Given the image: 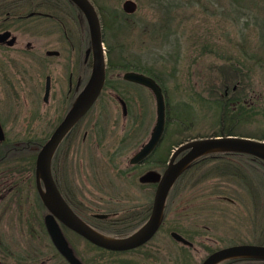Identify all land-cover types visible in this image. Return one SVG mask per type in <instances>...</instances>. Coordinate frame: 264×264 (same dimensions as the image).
Instances as JSON below:
<instances>
[{"label": "rangeland", "instance_id": "rangeland-1", "mask_svg": "<svg viewBox=\"0 0 264 264\" xmlns=\"http://www.w3.org/2000/svg\"><path fill=\"white\" fill-rule=\"evenodd\" d=\"M99 1L105 3L108 12H124L123 0ZM135 1L136 10L124 12L128 14L123 18L127 26L111 37L114 31L108 25L107 35L103 34L106 62L108 45H115L111 52L114 60L130 58L143 70L156 74L164 86L166 106L172 116L170 109L178 108L179 102L189 104V127L179 132L174 118H169L158 145L159 158L164 162L154 159L132 165L129 156L146 141L155 122L154 95L145 87H127L131 91L126 92V117L114 98H102L88 116L97 113L98 122L107 124L101 133L105 137L95 138L93 134L97 133L93 132L82 143L79 135L70 154L64 161L58 160L56 166L63 187H75L78 205L85 214L132 206L149 209L154 188L140 183L138 175L151 166L162 169L171 142L206 136L218 129V97L225 83H238V90L230 99H239L238 106H243L240 113L226 110L225 124L231 116L239 130L264 133V0ZM231 64L235 67L229 68ZM124 70L110 67L107 74L120 76ZM250 99L252 108H247L243 101ZM100 104L104 106L99 108ZM17 116L22 120L23 114ZM18 122V127H6L9 137L23 138L32 133L25 129L24 121ZM33 135H42L40 126L33 129ZM123 135L126 139L121 140ZM235 157L242 158L237 164L244 162L247 178L229 174L234 164L204 159L193 169L194 176L181 178L171 189L161 226L138 248L123 252L98 250L67 227L63 232L84 264H199L213 249L264 241V164L243 160L242 155ZM31 169L30 186L34 193L37 181ZM37 190L39 193L38 187ZM39 214L36 220L25 218L24 222V210L15 207L10 198L0 201V264H68L53 246ZM30 226L37 229L36 237L29 235ZM171 230L183 234L192 245L176 241ZM231 264L263 263L243 260Z\"/></svg>", "mask_w": 264, "mask_h": 264}, {"label": "flooded vegetation", "instance_id": "flooded-vegetation-1", "mask_svg": "<svg viewBox=\"0 0 264 264\" xmlns=\"http://www.w3.org/2000/svg\"><path fill=\"white\" fill-rule=\"evenodd\" d=\"M91 2L98 12L95 2L93 0ZM22 35H24L23 40L20 39ZM37 39H39V43H37ZM37 53L39 56L36 57ZM93 64V51L87 20L83 12L72 0H0V108H2L0 110V201L10 198L14 202L15 207L19 210H24V222L25 218L27 220H30V218L36 220L38 213H40L43 223V217L48 213V208L38 193L36 183L34 193L31 192V168L33 167L35 175V160L38 149L50 137L53 130L74 104L91 75ZM109 69L108 63L105 61V78L98 96L87 111L70 126L61 138L51 159V171L58 189L66 202L79 216L81 215L74 209L73 204L75 203L80 208L78 205L80 199L75 187L70 186L66 190L60 182L56 172L58 160H65L70 154L69 150L71 147L78 142L79 135L82 143H85L87 139L89 140L93 132L97 133L96 135L93 134L95 138L97 136L100 138L105 137L101 133L108 127L107 124L101 125L102 123L98 122L97 113L94 117L88 116L102 98L104 100L106 98H114L120 107L122 116L126 117L129 111V99L126 92L128 91L130 94L131 91L127 87H145L149 89L139 82L123 78L122 73L124 71L134 69H126L120 76L118 73L110 76L107 74ZM155 80L158 82L157 79ZM222 87L221 95H225L229 99L237 92L238 83H234L231 86L225 83ZM162 91L163 93L165 92L163 88ZM239 101L237 99L230 102L235 107L239 104ZM122 102L125 108L122 107ZM243 103L252 106L253 101L252 99L249 101L244 100ZM103 106L104 104L98 105L99 108ZM18 114H23L22 120H19ZM18 121H24L22 123L25 125V129L27 128V131L32 133L25 134L23 138L9 137L6 127L10 125L18 127L20 123ZM37 126H40L42 134L40 137L33 135V129ZM123 136L121 140L126 139L125 135ZM159 142L141 161L130 163L128 160L129 164L141 165L154 159L163 163L164 160L161 157L159 158L161 152L158 148ZM32 162L34 163L32 164ZM166 163L162 169H156L151 166L144 170L143 173L149 169L162 172ZM143 173L138 175V181L151 185L155 190L157 181L139 180ZM25 184H28V186ZM173 184L168 191V195ZM118 212L119 210H114L102 213L107 214L104 218H113L114 214L117 215ZM95 213L97 212H92V215L95 216ZM87 222L90 223L89 221ZM60 225L63 231L66 226ZM71 231L74 234L76 233L73 230ZM178 233L181 234L180 232ZM181 235L188 242L172 237L181 244L192 245V242L187 237L183 234ZM83 240L86 241L84 237ZM68 242L75 252L69 240ZM109 251L118 252L115 250ZM75 254L77 255V253ZM242 257L247 258L232 257L220 261V264H231L232 262L243 260H256L264 264V258Z\"/></svg>", "mask_w": 264, "mask_h": 264}, {"label": "water", "instance_id": "water-1", "mask_svg": "<svg viewBox=\"0 0 264 264\" xmlns=\"http://www.w3.org/2000/svg\"><path fill=\"white\" fill-rule=\"evenodd\" d=\"M72 1L83 12L87 20L94 64L91 75L74 104L53 130L50 137L38 149L35 160V177L40 196L48 208V213L43 217V223L53 246L68 264H84L73 251L60 224L75 231L89 242L105 249L123 251L136 248L148 241L157 231L163 216L168 191L177 176L192 161L206 153L216 151L242 152L264 160V139L237 134H216L192 137L181 141L171 149L162 172L149 169L139 177L141 181H157L148 216L139 226L125 234L109 236L88 223L66 202L51 171L52 155L61 138L94 102L105 78L106 58L99 13L91 0ZM121 7L124 12L132 13L137 8V2L135 0H123ZM122 76L125 79L147 86L155 98L156 117L149 137L128 159L130 163H137L162 138L165 127V96L160 84L151 75L141 71L126 70L122 73ZM122 107L125 108L124 103ZM106 215L102 212L95 213V216L99 218H104ZM170 234L178 240L188 242L174 230ZM242 256L264 258V244L234 243L226 245L211 251L202 259L200 264H216L228 258Z\"/></svg>", "mask_w": 264, "mask_h": 264}, {"label": "trees", "instance_id": "trees-1", "mask_svg": "<svg viewBox=\"0 0 264 264\" xmlns=\"http://www.w3.org/2000/svg\"><path fill=\"white\" fill-rule=\"evenodd\" d=\"M93 1L95 2V5L97 6L98 12L100 14L103 34L105 33V35H107L108 25H109L110 29H112L114 31L113 33H110L111 37H114L116 35V33H118L121 30V28H123L124 26H127L126 20H124L123 18H125L126 15H128V14H126L124 12L116 11L114 9H113V11L108 12L107 11L108 9L106 8L105 3L103 4L99 0H93ZM120 45L118 44V46H120ZM114 48H115V45H113V46L108 45V48H107V53H108V55H107L108 60L107 61H108L109 68L110 67L111 68H120V69H125V70L126 69H134V70L141 71V72L148 74V75H151L152 77L157 79L159 84L164 89V86H163L161 80L159 79V77L156 74H153L152 72H149L147 70H143L142 68L139 67L138 63L132 62L134 60H132L130 58H122V59H119L118 61L114 60L111 56V52H112V50H114ZM113 61H116V62H113ZM231 67L234 68L235 65H233V64L229 65V68H231ZM218 98L220 100L219 102L221 103L220 104L221 113H220V118L218 120V126L219 127L217 130L211 132L210 134H206V135L237 134V135H246V136L264 139V133H261V134L247 133L246 131L243 132V131L239 130L238 127H236L234 124V123H236V121L235 120H234V122L231 121V119H232L231 116L229 117V123L225 124V120H224L225 111L230 110V112H239L240 113V111H241L240 109H243V106L242 105L238 106V104H237L235 107H233L231 102H230L231 99L230 98L228 99V97L225 95L222 96L220 94ZM243 104L247 108L251 107L250 105H248L246 103H243ZM178 106H179L178 108H175L173 110L170 109V111L173 112V116L171 115L172 113H169V107L166 106V108H165V116H166L165 122L167 124V121H169V118L173 117L174 123H176V125H177L176 130L180 132L181 129H185V128L189 127L188 126L189 123L186 121L187 116L189 114V104L186 103L185 101H181V102H179ZM236 114H238V113H235V116H236ZM166 124H165V126H166ZM197 136H199V135H197ZM197 136H191V137L189 136L187 138L183 137L179 141L171 142L169 150L172 149L176 144L180 143L181 141H184V140L192 138V137H197ZM237 155H239V156L242 155L244 158L243 160L252 159L256 162L264 164L263 159H260L258 157L253 156V155H250L247 153H242V152L216 151V152L206 153V154L198 157L194 161H192L177 176L172 188L176 185V183L181 178H183V177L186 178V176H191V177L194 176V174H193L194 170L193 169H195L198 165H200L204 159H210V160H214V161H217V160L219 161L220 159H222V160H220L221 162L224 161L226 163H231L232 165L234 164L233 168H231L230 171L228 170L229 174L236 175L239 177H243L244 179L247 178L246 176H247L248 172H246V170H244L245 164L243 161L241 163H239V165L237 164L242 159V158L235 157ZM233 156H234V158H233ZM252 168H250V169L252 170ZM253 170L256 171L255 168H253ZM73 207L83 218H85L87 221H89L96 228L100 229L101 231L107 232V233H114V234H119V235L125 234V233L130 232L133 229H135L137 227L136 224L142 223V221L147 217V215H148L147 212L150 209V208L148 209V207L139 208L138 206H132V207L126 208L125 210L119 211L117 215L114 214V216L115 215L116 216L115 217L113 216V218L112 217L111 218H109V217L98 218V217H95L94 215H92V212L85 214L77 205H75V203L73 204ZM29 224L32 225L30 222H29ZM29 235H31L32 237L37 236V229L34 226H30ZM78 236L83 239L82 236H80V235H78ZM87 242L90 243V245L97 248L98 250L109 251V250L102 248L100 246H97V245H95L89 241H87ZM257 243H264V241L257 242ZM142 245H140V246H142ZM140 246H138V247H140ZM138 247H136V248H138ZM133 249H135V248H133ZM118 252H123V251H118ZM239 258H244V257H239ZM246 258L247 257H245L244 259H246ZM255 258H259V257H255Z\"/></svg>", "mask_w": 264, "mask_h": 264}]
</instances>
